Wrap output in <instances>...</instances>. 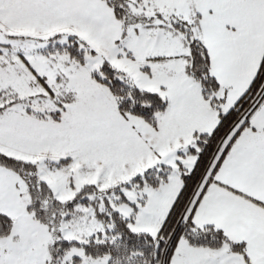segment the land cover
Listing matches in <instances>:
<instances>
[{
    "label": "snow or ice",
    "instance_id": "1",
    "mask_svg": "<svg viewBox=\"0 0 264 264\" xmlns=\"http://www.w3.org/2000/svg\"><path fill=\"white\" fill-rule=\"evenodd\" d=\"M0 264H264V0H0Z\"/></svg>",
    "mask_w": 264,
    "mask_h": 264
}]
</instances>
